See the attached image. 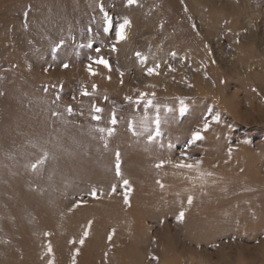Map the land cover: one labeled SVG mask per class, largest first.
I'll return each instance as SVG.
<instances>
[{"label":"rangeland","instance_id":"1","mask_svg":"<svg viewBox=\"0 0 264 264\" xmlns=\"http://www.w3.org/2000/svg\"><path fill=\"white\" fill-rule=\"evenodd\" d=\"M0 264H264V0H0Z\"/></svg>","mask_w":264,"mask_h":264},{"label":"snow or ice","instance_id":"2","mask_svg":"<svg viewBox=\"0 0 264 264\" xmlns=\"http://www.w3.org/2000/svg\"><path fill=\"white\" fill-rule=\"evenodd\" d=\"M138 3V0H127V4L129 7L133 6V5H137ZM100 8H101V11L104 13L103 15V22H104V32L107 34V33H111L113 31V18L106 12L104 11V8H103V5L101 4L100 5ZM123 19V22L118 24L117 26H115V36H116V39H117V42L119 41H123L126 39V36H125V28L130 25V20H128L126 17L125 18H122ZM196 25L193 24V28H195ZM89 31H91V29H89ZM63 42H61V45L62 46ZM89 47H91V44L88 45ZM113 50H115V48H113ZM137 58L142 62V63H146L147 62V58L142 56L141 53H137ZM173 56H175V53H172ZM94 63L96 64H99V65H103L105 68L111 70V65L109 64V62L103 58H100V59H97L96 61H94ZM69 65L65 64L64 67L67 68ZM89 72L93 75H95L96 73L93 71L92 69V66L89 65ZM160 65L159 64H156L154 67H149L147 68V71H146V75L148 76H152V75H159V72H158V69H159ZM169 70H174V69H171V67H169ZM121 76H123V73H121ZM110 79V78H109ZM121 83H123V81L121 80ZM94 88L96 86H93ZM82 95H89V93L87 91H84L82 93ZM148 93H141L140 94V97L138 99H136L135 101L132 100L131 97H125V99H127L130 103H134L136 105H140V104H144L145 106V110H147L148 108H151V107H154V98H155V93H152V99H146V97H148ZM180 104H181V112H183L185 110V106H184V101L181 100L180 101ZM169 111H171V109H168ZM68 111H72V109L69 107L68 108ZM94 111L96 113H102V109L99 108V107H95L94 108ZM157 111V116H156V119L154 121L155 125H156V128H155V136H152V135H149L148 136V139L149 141H154L155 138L157 136H160L161 133H160V119H159V109L157 108L156 109ZM93 119L96 120V121H100L101 120V116L100 115H94L93 116ZM213 120L216 122V123H219L220 122V116L216 115L213 117ZM118 123L116 117H115V113H113L112 115V119H111V124L113 126H115L116 124ZM140 127L145 131V132H148L149 131V126H148V122L147 120H142L140 122ZM210 129V122L206 119L205 122H204V125H203V129L202 131L206 132ZM130 130L133 131V134L134 135H137L139 133L136 132L135 130V127L134 125H130ZM98 131H100L101 133L107 131V135L110 137L114 134V131H115V128L112 127V128H109V129H104V128H99ZM204 139V136L202 135V132L201 131H194L193 134H192V137H191V141L190 143L191 144H195L196 142L198 141H202ZM245 143H248L249 141H244ZM107 146V145H105ZM161 147H163V145H161ZM169 149H171L172 145L171 143H169L168 145ZM231 151L232 149L229 148V155H231ZM187 159H189L186 154H181V158L178 162L174 163L173 166L178 168V169H188V170H196L199 172V167L201 165V161H196L195 163H187L185 162ZM166 163H172V161H160L159 163H157L155 166L157 168H162ZM115 171H116V175L118 177H122V172H121V161H120V154L117 152L116 153V164H115ZM199 175L201 178H203L205 175L207 176H211L212 173L211 172H208V173H204V172H199ZM122 185H123V188H124V191H123V195H124V202L125 204H128L130 206V200H129V196H128V193L130 191H132L131 189V185H130V181H128L127 179H122ZM161 187H163V185H161ZM111 191L113 194L116 193L117 191V188H116V185L113 184L112 185V188H111ZM90 195L93 199H97L99 198L98 197V194H97V191L95 189H93L91 192H90ZM82 202V201H81ZM193 202V197L192 196H189L188 197V200H187V203L188 205H191ZM79 203H77L76 205H74V207H79ZM185 218V212L184 211H180L179 212V215L177 217V219L182 222ZM88 235L87 232L84 233V237L86 238ZM109 240H111V236L109 237ZM75 241H73L74 243ZM80 243L81 245L84 243V240L81 239L80 240ZM52 251V248H51V245L49 244L48 246V252L51 253Z\"/></svg>","mask_w":264,"mask_h":264},{"label":"bare ground","instance_id":"3","mask_svg":"<svg viewBox=\"0 0 264 264\" xmlns=\"http://www.w3.org/2000/svg\"><path fill=\"white\" fill-rule=\"evenodd\" d=\"M86 261V260H85ZM181 262V261H180Z\"/></svg>","mask_w":264,"mask_h":264}]
</instances>
